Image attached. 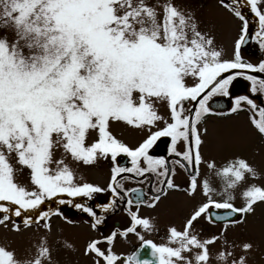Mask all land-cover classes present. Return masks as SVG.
Segmentation results:
<instances>
[{
    "label": "snow or ice",
    "instance_id": "1",
    "mask_svg": "<svg viewBox=\"0 0 264 264\" xmlns=\"http://www.w3.org/2000/svg\"><path fill=\"white\" fill-rule=\"evenodd\" d=\"M223 6L233 10L243 24L232 60L223 59L221 51L213 47V39L199 31L193 18L171 0L163 5L162 17L146 0H0V29L13 34L11 39L0 35V225L14 216L23 218L28 227L45 221L44 228L51 230L47 221L60 213L39 211L46 201L62 194L91 198L104 191L90 183L76 184L74 173L63 160L57 161L53 169V149L57 145L85 164L101 157L110 156L113 162L121 154L130 157L131 167L113 168V197H120L122 186L117 177L123 173L140 177L155 174L162 178V186L156 191L163 195L167 194L165 187H178L170 177L169 162L149 154L161 137L171 138V152L181 158L176 164L185 167L182 160L198 168L203 143L198 125L211 114L212 97L227 96L229 85L236 79V75L224 74L236 69L264 73V63L253 66L243 62L240 54L250 34L243 6L250 7L258 19L254 36L264 49V0H243V4L241 0H231ZM188 78L196 82L189 86ZM246 78L252 82L253 93L264 94V79ZM157 101L167 102L172 122L153 132L137 148L128 147L112 134L110 124L114 121L138 129L155 126L162 119L155 108ZM243 102L260 117H254L253 123L264 134V108L244 97L236 101L237 107L232 111H238ZM189 104L194 112L187 107ZM90 131L97 132L98 139L88 144ZM180 141L186 142L184 152L177 151ZM13 153L17 163L30 170L34 190L16 183V169L9 159ZM220 175L226 178L227 189H235L256 173L247 161L238 159L224 167ZM198 188L208 197L207 202L193 211L183 231L170 229L169 244L145 241L137 233V227L151 230L152 225L138 212H131L133 199H128L133 226L123 233L113 232L105 241H92L85 254L99 257L104 264H193L185 253L196 249L199 251L194 256L195 264H208L209 245L215 244L218 237L201 240L192 232L194 223L202 216L210 223H241L231 217L252 213L257 203H264V188L250 186L244 192L246 204L239 208L231 202V193L228 199L217 201L212 198L214 189L209 182L205 180L200 185L194 177L190 194L194 195ZM132 191L137 203H143L144 193ZM160 194L147 206L156 207ZM70 202L59 200L60 204ZM115 204L113 199L103 211L108 212ZM76 207L95 218L93 228L103 222L92 208L82 204ZM210 209L227 210L228 215L213 216ZM32 213H36L35 220L26 215ZM13 230L20 232V225L14 222ZM130 233L139 236L143 241L141 251L148 250L152 259H142L140 253L121 257L111 248L100 247L102 243L113 245L118 235L126 238ZM173 244L177 246H170ZM250 248L251 244L244 245L245 250ZM229 255L221 253L220 259L227 261ZM51 256L44 243L36 258L25 264L51 262ZM100 259L94 264H100ZM0 264L21 261L13 251L0 247ZM232 264H244V258L233 260Z\"/></svg>",
    "mask_w": 264,
    "mask_h": 264
},
{
    "label": "rangeland",
    "instance_id": "2",
    "mask_svg": "<svg viewBox=\"0 0 264 264\" xmlns=\"http://www.w3.org/2000/svg\"><path fill=\"white\" fill-rule=\"evenodd\" d=\"M167 2L169 0H146L149 6L156 8L160 17L163 15V5ZM171 2L185 15L193 18L199 31L213 39V47L221 51L223 59L230 55L239 39V19L234 15L233 10L223 6L231 0H171ZM0 35H7L11 39L13 34L0 29ZM195 82L192 78L187 79L189 86ZM155 108L162 117L155 126L138 129L123 122L114 121L110 124V131L128 147L137 148L153 132L161 130L171 122L170 110L166 101H157ZM198 129L203 143L200 145L202 162L199 165L200 175L197 182L200 185L205 180L209 182L214 189L213 199L223 201L228 199L231 193L233 197L231 202L236 206H241L246 202L244 192L250 186L264 188V140L245 115L239 113L223 119L207 118L199 123ZM97 139V132L90 131L87 143H94ZM9 159L16 169V183L29 190H34L30 170L17 163L14 153ZM238 159L247 161L255 170L256 176L249 175L246 181L238 184L235 189H227V180L220 173L224 167ZM60 160H63L64 165L74 173L76 184L90 183L104 189L103 192L92 196L102 199L108 181L110 156L107 159L98 158L92 164H85L65 152L61 145H57L53 149L51 167L55 169L56 162ZM210 164H214L215 167H209ZM83 198L87 199V197ZM57 199L61 197L46 201L41 206H44V210L49 211L50 214L60 213V215H51L50 221H47L51 224V230L44 228L45 221L39 224L32 223L28 227L20 218L13 216L4 225H0V247L13 251L21 264L36 258L39 246L44 243L52 253L51 262L46 260L44 264H94L95 260L100 258L86 255L85 249L89 243L101 237L100 230L93 228V224L87 218L71 211L66 204H60ZM203 200H208V197L199 188L194 195L185 191H182L180 195L170 192L160 199L156 207H150L151 209L144 211L143 218L150 221L152 229L145 230L140 227L137 233L143 237L153 238L157 245H167L170 229L175 227L183 231L186 221L193 214L194 206ZM85 206L91 208L89 202H85ZM28 215L35 216L36 213ZM14 222L20 225V232L13 230ZM192 232L196 235L198 232L202 233L199 236L201 240L218 237L215 244L209 245L208 264H232L233 260L240 258H244V264H264V203H257L254 211L248 213L245 221L243 220L240 224H229L216 228L205 224L204 228L203 219L199 218L194 223ZM138 241L139 236L136 233H130L126 238L117 239L113 245L102 246V250L108 247L116 254H124ZM245 244H251V248L245 250ZM170 246L176 247L177 245ZM198 251L194 249L191 253H185V256L193 260L195 264L194 256ZM225 252L230 253L227 261L220 259V254ZM100 264H104L101 259Z\"/></svg>",
    "mask_w": 264,
    "mask_h": 264
},
{
    "label": "flooded vegetation",
    "instance_id": "3",
    "mask_svg": "<svg viewBox=\"0 0 264 264\" xmlns=\"http://www.w3.org/2000/svg\"><path fill=\"white\" fill-rule=\"evenodd\" d=\"M230 3V2H229ZM241 4H243V0H241ZM242 14L245 16L246 19L249 20V32H250V39L247 45L244 48L240 49V54H241V59L245 63L252 64L253 66H259V64L264 63V49H262L259 45V42L255 38L254 34L256 31H258L259 25H258V19L255 17V15L251 12L250 7L243 6L242 7ZM234 16V15H233ZM242 22L239 20V37L242 34L241 29H242ZM249 48V49H247ZM233 51L234 49L231 50L230 55L225 58V60H232L234 58L233 56ZM239 73V74H237ZM225 76L228 75H236V79L232 81V83L229 85L228 88V95L223 96V95H215L212 97V99L209 101L213 102V107L210 108L211 114L206 115L205 117L202 118V120H205L207 118H226L228 116L236 115V114H243L245 117L250 121V123L253 125L255 128L256 132L260 134L262 139L264 140V134H261L257 127L253 123V118L255 117L256 119H259L260 117L257 115L256 112H254L250 106L246 103L243 102L239 106V110L236 112H233L232 109L236 108V101L241 98H248L253 100V102L258 106V108H264V94L260 92L253 93L252 91V82L249 81L246 77L248 76H256L258 79H264V73H258V72H253L248 69H236L232 70L229 73H225ZM216 100V101H215ZM216 102V103H215ZM171 118V114H170ZM201 120V121H202ZM172 122V120L170 119ZM170 122V123H171ZM167 145L165 146L164 149L162 148H156L155 153L152 154L149 152L150 155L157 157V158H164L169 162V168L172 170L170 173V177L173 180V183L177 185L178 187L175 189H167L165 187L166 193H174L177 195H180L182 191L185 192H190V182L191 180L195 177L198 179L200 175V166L195 167V166H188L186 165V162H183L181 160V163H185V167H181L179 164H176L175 161L180 160V157H176L174 154H172L171 149H172V141L170 137H167ZM177 151L184 152L186 149V142L180 141L176 145ZM116 165L113 163L111 157L109 160V175H108V181H107V186H106V191L102 196V199H98L95 197L91 198H83V197H69L66 194H62L61 196H58L56 198L61 197V199L65 201H71L70 203H64L66 206L73 212L77 213L78 215L81 214L83 217L87 218L91 224L95 222V218L90 216L88 213L83 212L80 208L76 207L78 204H82L85 206V202H89L91 208L93 211L97 213V216L102 218V223L100 225H97L96 228L99 229V233H101V237H99L96 240H101L105 241L106 237L111 236L113 232L116 233H123L126 231L129 227L133 226V221L131 218V214L129 211V206L127 205V200L128 199H133V204L130 206L131 212H138L139 216L143 218L144 211L147 209H151L148 207V203L152 202V198L155 195H158V192L156 189L160 188L162 185L160 184V179L158 178L155 174L148 173L143 177L136 176L134 173H123L121 174L120 177H117V180L119 181V184L122 186L120 190V197H113V194L110 190V185L112 184V175H113V168ZM131 162H130V157H128V162L126 166L123 167H131ZM142 166H144L142 164ZM174 173V174H173ZM133 189L141 190L144 195L142 196L143 203H137L136 201V195H131L130 193L132 192ZM166 194V195H167ZM161 199L165 197L166 195L160 194ZM116 199V204L114 207H112L108 212L103 211V207L106 205L111 204L112 200ZM207 200H203L198 202L195 206L194 209H197L199 206H201L203 203H206ZM246 204V202H244ZM241 206H236L235 207H242L245 206V204ZM44 208V206H43ZM149 208V209H148ZM222 212L225 210L222 209H210V212ZM142 212V213H141ZM223 215V214H222ZM247 214H236V216H232L231 219H240L245 221ZM214 216V215H213ZM225 216V215H224ZM203 219V225L205 228L206 225L220 227L224 225H229V221H214L213 223H210L208 219L204 216L201 217ZM241 222V223H242ZM240 224V223H237ZM108 229V232L106 230ZM137 229H140V227H137ZM219 229V228H217ZM201 230V229H200ZM105 233V234H104ZM195 234V233H193ZM196 235V234H195ZM202 233L198 232V237L201 236ZM124 238L121 235H118L117 239H122ZM145 241H152L156 243V241L151 238V237H144ZM143 241L139 239L137 243L133 245L132 248H129L127 252L124 254L122 253H117L121 257H127L130 256L134 250L139 247ZM102 246H109L107 243H102ZM108 248V247H105ZM102 260V259H101ZM103 261V260H102ZM104 262V261H103Z\"/></svg>",
    "mask_w": 264,
    "mask_h": 264
},
{
    "label": "water",
    "instance_id": "4",
    "mask_svg": "<svg viewBox=\"0 0 264 264\" xmlns=\"http://www.w3.org/2000/svg\"><path fill=\"white\" fill-rule=\"evenodd\" d=\"M249 33H250V32H249ZM249 39H250V34H249V37H248L246 43L243 44V45L241 46V48H244V47L247 45V43L249 42ZM215 101H216V100H215ZM213 102H214V101H212V102L209 103V107H210V108L213 107ZM215 103H216V102H215ZM187 107L191 108L193 112L195 111V108L193 107V105L189 104V105H187ZM166 143H167V137H161L158 141H156V143H155V144L153 145V147L149 150V152L152 153V154H156V153L154 152L155 149H156V148H162V149H164L165 146L167 145ZM127 162H128V157H127L126 155H124V154H121L120 156L117 157L116 161L113 162V163H114L116 166H121V167H123V166H126V165H127ZM130 194H131V195H133V194L136 195L133 191H132ZM158 194H160V193H158ZM212 214H213L214 216H215V215H222V214L225 215V216H227V215H228V212H227V210L222 211V212H220V213H218V212H214V211H213ZM233 216L235 217L236 215H233ZM142 248H143V243H142L139 247H137L136 250H135L131 255H135V254H137V253H140L142 259H152V257L150 256V254H148V250L141 251Z\"/></svg>",
    "mask_w": 264,
    "mask_h": 264
},
{
    "label": "trees",
    "instance_id": "5",
    "mask_svg": "<svg viewBox=\"0 0 264 264\" xmlns=\"http://www.w3.org/2000/svg\"><path fill=\"white\" fill-rule=\"evenodd\" d=\"M57 200H61V199H57ZM40 211H47V210H44V208L41 207ZM26 215H28V214H26ZM32 218H33V220H35L36 215L35 216H32ZM20 219H21V221H23V218H20Z\"/></svg>",
    "mask_w": 264,
    "mask_h": 264
}]
</instances>
